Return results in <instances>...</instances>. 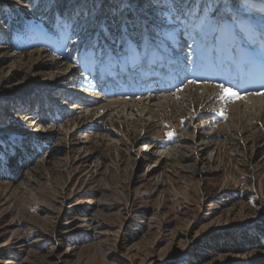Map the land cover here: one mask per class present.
Wrapping results in <instances>:
<instances>
[{"label": "rangeland", "instance_id": "rangeland-1", "mask_svg": "<svg viewBox=\"0 0 264 264\" xmlns=\"http://www.w3.org/2000/svg\"><path fill=\"white\" fill-rule=\"evenodd\" d=\"M44 1L0 0V264H264L220 244L264 220V104L220 98L264 93V0ZM116 1L143 29L78 35Z\"/></svg>", "mask_w": 264, "mask_h": 264}, {"label": "trees", "instance_id": "trees-1", "mask_svg": "<svg viewBox=\"0 0 264 264\" xmlns=\"http://www.w3.org/2000/svg\"><path fill=\"white\" fill-rule=\"evenodd\" d=\"M21 1H23L24 3L25 0ZM44 2L45 3L42 2L43 4L40 3L39 6L33 10L32 13L37 19H39V21L45 23L47 20H49L50 22L44 24L46 25V27L52 28L51 19L55 18L58 15L62 17L66 16V18L70 17L67 19V21L72 20L70 14L73 12V9L69 0H45ZM118 3L119 1L112 3L114 9L113 11H115V14H107L109 16H107L108 18L106 20L96 18L94 21H87L88 23L83 26H79L81 24H77L75 30L78 31V35H86L89 32V29H91V24H96V26L101 25L102 27L100 28V30L103 29V32L100 34V38H104L107 41L106 44L109 46L111 45L113 47L114 41L119 42L120 39L130 37L131 33L134 32V29H143L140 17L134 16L132 13L127 12V10H125L126 12L120 10ZM128 3H130L131 5L143 7L145 3L149 2L148 0H146L145 2H143V0H128ZM11 11L17 14V19H20L18 17L22 16V14L25 12L24 8L18 11L10 10V12ZM119 12H123L121 18L117 17V14ZM113 35H115V37H113ZM113 38L114 41L111 43V40H113ZM30 146L32 147V145ZM2 148L3 145H1L0 143V152L2 151ZM18 155V152H16L15 157L10 158L7 162V167L9 171L8 174L9 176H11V178H13L17 172L16 169L18 165ZM253 233L254 236H249V234L230 236L224 238V241L227 242L225 245L223 244L224 241H222L220 244H222L223 247L227 248L231 252L245 253L249 248L264 251V220L260 222L259 226L253 228Z\"/></svg>", "mask_w": 264, "mask_h": 264}, {"label": "bare ground", "instance_id": "bare-ground-1", "mask_svg": "<svg viewBox=\"0 0 264 264\" xmlns=\"http://www.w3.org/2000/svg\"><path fill=\"white\" fill-rule=\"evenodd\" d=\"M249 79V78H248ZM252 80V79H251ZM256 80V79H255ZM254 80V81H255ZM253 81V80H252ZM257 81H259V80H257ZM264 84V83H263ZM258 85L259 84H257V86L256 87H254L253 89H248V90H243V92L241 91L240 93H246V92H248V91H252V90H260L259 88H257L258 87ZM262 87V86H261ZM188 88V87H187ZM187 88H186V90H187ZM193 89V88H192ZM195 89V88H194ZM263 89V88H262ZM190 90V89H189ZM197 90L198 91H201V93L202 92H208V93H211V95L209 94V96H212L213 94H214V92L216 91L214 88H211V87H209V86H204V87H198L197 88ZM219 92H221V91H219ZM191 93V92H190ZM206 93H204V94H206ZM207 93V94H208ZM222 95H224L225 97H228V94L226 93V92H224L223 91V93H222ZM218 96H220V95H218ZM156 97V96H155ZM216 97V96H215ZM157 99V98H156ZM167 99H168V97H167ZM167 99L165 100V101H167ZM213 99H214V97H213ZM232 99V98H231ZM148 100V99H147ZM163 100V99H162ZM117 102V101H116ZM115 102V103H116ZM155 102V101H154ZM231 103H233L234 105H233V107L232 108H237V107H239V108H241L240 109V112H242V113H244L245 114V112L247 111V110H250V108H253V109H261V107H262V104H264V93L263 94H260V95H254V94H247V95H242L238 100L237 99H233L232 101H230ZM229 102V103H230ZM118 103H120V105L121 106H123V105H126V102H123V101H118ZM140 103V102H139ZM156 103V102H155ZM169 103H171V101L169 102ZM110 104V103H109ZM113 104V103H112ZM160 104V103H159ZM144 105V104H143ZM134 106H135V104H134ZM136 106H137V104H136ZM158 106V105H157ZM160 106V105H159ZM118 107H120V106H118ZM124 107H127V106H124ZM129 107V106H128ZM162 107V106H161ZM133 107H131V109H132ZM143 108V107H142ZM141 108V109H142ZM145 108V107H144ZM125 109V108H124ZM128 109V108H127ZM149 109V108H148ZM133 110V109H132ZM233 110V109H232ZM237 110V109H236ZM34 128H36V127H34ZM36 131H38V129H34V130H31L30 132L31 133H34V132H36ZM149 147L147 146V145H144V147L142 148V150H146V149H148Z\"/></svg>", "mask_w": 264, "mask_h": 264}, {"label": "snow or ice", "instance_id": "snow-or-ice-1", "mask_svg": "<svg viewBox=\"0 0 264 264\" xmlns=\"http://www.w3.org/2000/svg\"><path fill=\"white\" fill-rule=\"evenodd\" d=\"M219 87L223 89V85H220ZM223 90H224V92H226V93H227L228 95H230V96L240 98V97H239V94L236 93L235 91H232V90H230V89H223ZM257 94H259V93H257ZM220 98H221V99H225V96L222 95ZM173 135H174V133H172V132H168V133H167V136H168L169 138H171Z\"/></svg>", "mask_w": 264, "mask_h": 264}]
</instances>
